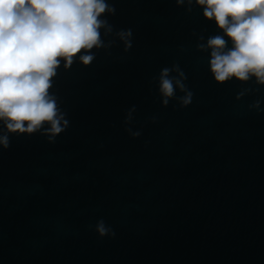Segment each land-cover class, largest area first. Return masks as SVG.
<instances>
[{
	"label": "clouds",
	"instance_id": "obj_1",
	"mask_svg": "<svg viewBox=\"0 0 264 264\" xmlns=\"http://www.w3.org/2000/svg\"><path fill=\"white\" fill-rule=\"evenodd\" d=\"M176 3L182 5L184 0ZM195 3L224 34L200 46L210 49L209 67L215 81L255 78L258 85H264V0ZM114 12L106 0H0V147H9L8 134H33L44 128L52 140L64 131L68 122L49 91L52 78L61 60L65 68L77 56L84 65L91 63L94 55L83 53L103 46L100 29L111 32L112 28L102 15ZM118 35L130 47L131 31ZM225 36L231 40L230 48ZM173 71L179 78L171 76ZM184 78L178 66L161 70L159 91L164 105L177 89L185 92L181 103H191ZM96 231L101 237L115 235L103 220L97 222Z\"/></svg>",
	"mask_w": 264,
	"mask_h": 264
}]
</instances>
